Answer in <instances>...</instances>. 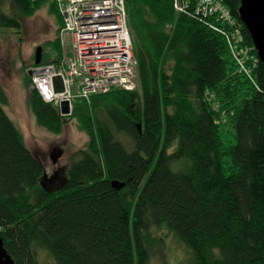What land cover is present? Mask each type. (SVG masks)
<instances>
[{"label":"trees","instance_id":"16d2710c","mask_svg":"<svg viewBox=\"0 0 264 264\" xmlns=\"http://www.w3.org/2000/svg\"><path fill=\"white\" fill-rule=\"evenodd\" d=\"M219 1L234 25L196 15L193 0L179 12L174 0H125L136 87L73 106L88 140L59 189L41 186L43 163L0 83V235L15 264H154L166 236L182 245V264H264V64L239 0ZM42 6L60 29L53 0H0V29L18 35ZM53 47L57 61L58 36ZM28 103L37 125L61 130L34 87Z\"/></svg>","mask_w":264,"mask_h":264},{"label":"built area","instance_id":"2783aa9c","mask_svg":"<svg viewBox=\"0 0 264 264\" xmlns=\"http://www.w3.org/2000/svg\"><path fill=\"white\" fill-rule=\"evenodd\" d=\"M53 1L62 18L59 37L62 42H70L71 55L58 68L53 64L34 66L32 78L43 100L59 111L63 100L71 106L75 97L88 99L92 94L106 92L112 87L134 89L136 59L125 0ZM193 1V13L196 15L218 14L228 24L234 25L229 9L219 0ZM173 5L178 12L191 7L188 0H174ZM211 27L216 28L214 25ZM235 37L240 41L239 35ZM54 76L61 77L62 92L53 90Z\"/></svg>","mask_w":264,"mask_h":264},{"label":"rangeland","instance_id":"374dc122","mask_svg":"<svg viewBox=\"0 0 264 264\" xmlns=\"http://www.w3.org/2000/svg\"><path fill=\"white\" fill-rule=\"evenodd\" d=\"M60 29L55 15L48 11L47 6H42L31 16L23 18L22 31L18 35L9 28L0 29V83L7 95L4 110L21 131L27 147L41 159L47 176H51L57 167L63 168L61 175L65 176V169L72 156L76 150L84 148L88 140V135L80 128L77 118L70 116L73 106L82 98L75 97L71 101L70 112L62 115L63 124L57 133L37 125L29 107V90L32 87L37 89L30 73L35 66L36 47L39 45L42 48L41 59L47 56L44 64H53L56 68L71 55L70 42L60 40L61 56L53 61L57 59L53 41L59 37ZM27 76H30L29 81L26 80ZM54 147L61 150L55 163L50 158ZM60 185L50 188L56 190L61 188ZM153 251L154 264H182L186 258L182 245L172 236L164 237Z\"/></svg>","mask_w":264,"mask_h":264},{"label":"water","instance_id":"95a60500","mask_svg":"<svg viewBox=\"0 0 264 264\" xmlns=\"http://www.w3.org/2000/svg\"><path fill=\"white\" fill-rule=\"evenodd\" d=\"M237 13L240 21L244 24L248 30L253 42V46L257 52L258 58L264 64V0H239V6ZM41 46H37L35 49L34 63L39 64L41 61ZM31 73V72H30ZM53 90L55 92H62L64 90L63 81L60 76L53 77ZM60 112L62 114H68L70 112V105L67 100L61 101ZM61 150L55 148L50 154L51 161L55 163ZM63 172V168L60 169L59 174ZM57 171L51 176H47L45 170L40 177V184L43 188L53 191L50 187L53 185H60L61 187L65 183V176L61 183L55 184L58 179ZM54 182V183H53ZM111 186L115 189L123 186L124 182L117 179L110 181ZM0 264H15L11 255L7 252L3 239L0 235Z\"/></svg>","mask_w":264,"mask_h":264},{"label":"flooded vegetation","instance_id":"af4514ba","mask_svg":"<svg viewBox=\"0 0 264 264\" xmlns=\"http://www.w3.org/2000/svg\"><path fill=\"white\" fill-rule=\"evenodd\" d=\"M55 148H56V147H54L53 150H54ZM53 150H51L50 154L53 152ZM60 169H61V167H57V168L54 170V172L57 171V173H58V174H57V175H58V179L56 180L55 184L61 183L62 180H63V175L59 174ZM54 172H53V173H54ZM53 183H54V182H53Z\"/></svg>","mask_w":264,"mask_h":264}]
</instances>
